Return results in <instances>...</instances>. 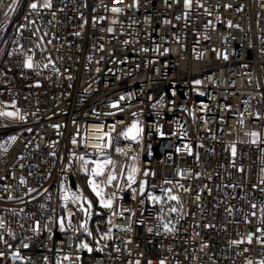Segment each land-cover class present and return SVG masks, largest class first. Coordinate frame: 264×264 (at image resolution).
Returning <instances> with one entry per match:
<instances>
[{
    "label": "built area",
    "instance_id": "1",
    "mask_svg": "<svg viewBox=\"0 0 264 264\" xmlns=\"http://www.w3.org/2000/svg\"><path fill=\"white\" fill-rule=\"evenodd\" d=\"M33 2L0 0V111L14 102L24 117H0V264H264V0ZM134 121L138 143L122 135ZM80 156L114 162L96 178L117 176L111 209L98 212ZM62 187L79 188L92 215L73 203L67 218Z\"/></svg>",
    "mask_w": 264,
    "mask_h": 264
},
{
    "label": "snow or ice",
    "instance_id": "2",
    "mask_svg": "<svg viewBox=\"0 0 264 264\" xmlns=\"http://www.w3.org/2000/svg\"><path fill=\"white\" fill-rule=\"evenodd\" d=\"M13 2H15V0H13ZM183 4H184V8L185 9H190L191 5H192V0H183ZM137 6H138V0H133L132 5H129L128 7L135 8ZM29 7L33 11H36L37 9H49V10H51L53 8V0H43L42 3L33 2V3L30 4ZM226 7H231V5H226ZM61 11H62V9H61ZM93 11H95V9H93ZM108 11H110L113 14H117L118 15L121 12L124 11V8L111 7V8L108 9ZM5 15H7V13H5ZM52 15L55 16L56 12L53 11ZM102 19H104V17H99V18L93 17V23H96V22H98L99 20H102ZM177 19H179V17H177ZM110 23L111 24H116L117 21L115 19H113V20L110 21ZM166 23H167V21H166ZM228 26L232 27L233 25L231 24V22H229ZM80 27L83 28L84 25L81 24ZM101 30L104 31V29H101ZM106 31L108 33H112L113 32V28L109 27V28L106 29ZM74 35L80 36L81 33L80 32H76V33H74ZM48 43H51V41H48ZM124 43H127V41H125ZM38 47H39V45H38ZM100 50L101 51L103 50L102 47H101ZM142 51H147V49H142ZM164 51L166 53L168 51V49H165ZM224 58L227 59V56H225ZM47 66L48 65L46 64L44 67H47ZM24 67L28 68V69H32L33 68V63H32V57L31 56H29L25 60ZM36 67H39V65H36ZM97 71H99V69H97ZM68 79H71V77H68ZM196 83H199V81H197ZM34 86L35 87H39V84L37 83ZM123 99H124V97H121V100H123ZM11 106L13 108H15V103L13 102V104ZM156 106L157 105H153V107H156ZM6 107H7V105H6ZM110 107L116 108V107H118V105L113 103V104L110 105ZM0 117L17 118V119H20V120L24 119V117L20 114V110L18 108H16L15 111H0ZM53 127H58V126L53 125ZM29 131H31V129H29ZM142 132H143V129L139 127L138 122H134L130 127L127 128V130L125 132L122 133V135H123V137L125 139L131 140L133 142L138 143ZM248 135L253 137L251 142L252 143H256V137L258 136V134L256 132H251ZM101 138H103V137H101ZM15 139H16V137H11L10 141H14ZM73 143H75V140L73 141ZM97 147H99V145H97ZM201 147H202V145H201ZM184 148L188 151L189 155L192 154L191 148H189L188 145H185ZM0 151H6V147H5L4 144H0ZM177 151H181V149H177ZM231 154H232L233 157L236 155V149H235L234 146L232 147ZM79 159L81 161H83L84 167H82V171H84L89 177L88 181H87L88 186H89L91 192L95 195V197L99 201V206L101 208H104V209H111L113 207V201H114V199L116 197H115V194H113L112 196L106 197L105 196V187L112 186L113 181H115L117 179V176L115 174L111 173V172L108 173L106 181L104 183L97 182L96 178L104 176L105 175V169L109 165L114 164V162L112 160L108 159V158H105L103 161H99V160L98 161H92L91 163L94 166L91 167V169L89 170L87 168V165L89 164V161L86 160L84 158V156H80ZM131 159L135 160L136 157L135 156L131 157ZM137 172H138V169L134 165L128 167V171H127V175L125 176V179L127 180V186L130 189L132 188V185L137 182L136 181ZM121 175H123V168L121 169ZM143 175L144 176H148V175H150V173L148 171H144ZM20 183L21 184L25 183L23 178H21ZM166 183H171V182L170 181H166ZM117 187L120 188L121 186L117 185ZM180 187H183V185H180ZM121 190H123V189H121ZM185 190H187V189H185ZM33 191H35V189H29V193H31ZM132 191H133V194L135 195L136 189H132ZM144 191H145V181L141 180V181H139V192H140L141 195H143ZM261 191H264V188H262ZM168 192H171V190L169 189ZM9 199H12V197L10 196ZM63 199L65 201H68L69 199H71L72 203H74V204H76L79 201L83 200L84 204L87 205V208H84L83 205H81L80 211H83L86 217H90L92 215L91 209L93 207V204H92L91 201L87 200L85 197L82 196V194L80 193V189L79 188H77L76 192H66L64 197H63ZM148 199L152 200L153 202H156V203L160 202V198L157 197V196L152 195V193H150V192L148 193ZM167 199L168 200H172V201H178L179 197L176 196V195H168ZM251 207L253 209H256L257 205L256 204H252ZM260 210H261L262 213H264V208H261ZM170 211L171 212H176L177 209L175 207H173V208L170 209ZM228 211L230 212L231 209H228ZM69 215H71V213H69ZM253 215H255V213H253ZM109 223H111V221H109ZM3 226H4L3 223L0 222V228H3ZM206 227H208V226H206ZM80 228L83 229L85 232H87L88 235H91V233L88 232L85 223H82L80 225ZM165 229L168 232H172V231L175 230L174 227L173 228H168L167 225L165 226ZM61 230H63V225H61ZM121 230L122 231H130V229H121ZM110 231H111V229H109V232ZM149 231H151V229H149ZM256 231L257 232H264V229L257 228ZM107 238H108L107 236H102L101 237V239H107ZM247 241L249 243H251L252 242V237L248 236L247 237ZM0 242H5L4 238L2 236H0ZM242 242L243 241H241V240H233L231 243L233 245H238V244H240ZM259 242L264 243V241H259ZM23 246L25 248L28 247L27 244H24ZM203 247H207V245H204ZM79 248L88 249V251H92V249L89 248L87 244H83V243L79 245ZM245 251H247V249H245ZM3 255H4V253H0V256H3ZM14 256H15L16 259H21V257L19 256L18 253L14 254ZM64 259L67 260V259H69V257L65 256ZM136 264H140V262L136 261ZM149 264H151V261H149ZM160 264H165V262L163 260H161Z\"/></svg>",
    "mask_w": 264,
    "mask_h": 264
},
{
    "label": "rangeland",
    "instance_id": "3",
    "mask_svg": "<svg viewBox=\"0 0 264 264\" xmlns=\"http://www.w3.org/2000/svg\"><path fill=\"white\" fill-rule=\"evenodd\" d=\"M1 53H2V50L0 51V56H1ZM2 107H3V111H15V110H16V109L13 108L11 105H7V107H6V105H2ZM5 118H7V119H9V120H15V119H17V118H8V117H5ZM134 122H135V121H134ZM134 122H130V123L126 126L124 132H125V131L127 130V128L130 127ZM138 125H139V127L141 128V125H140L139 122H138ZM86 160H88L90 164H92V163H91L92 161H98V160H99V161H103V159H101V158H95V159H90V158H88V159H86ZM132 165H134V166L137 168V162H136V160H133V159L130 158L129 161H128V163H127V167H126V175H127L128 167H129V166H132ZM93 166H94V165L92 164V167H93ZM84 173H85V172L83 171V174H84ZM88 178H89V177H88V175H86V174L83 176V184H84V186H85L87 192H88L89 195L91 196V198H92L94 204L96 205L98 212L100 213V212L104 211L105 209H104V208H101V207L99 206V201L97 200V198L95 197V195L91 192V190H90V188H89V186H88V183H87ZM97 182H98V181H97ZM71 192H74V191H71ZM65 193H66V191H65L64 188L62 187V188H61V192H60V200H61V202H60V206L63 208V210H65V216H66L67 218H69V216H70L69 213L72 214V211H71V210H68V208H69L70 205L72 206L73 203H72L71 199H69L68 201H65V200L63 199ZM154 196H155V195H154ZM159 198H160V202H161L162 199H163V197H159ZM150 201H152V200H150ZM77 204H78L80 207H81V205H83L84 208H87V205L84 204L83 200L79 201ZM82 212H83V211H82ZM83 213H84V212H83ZM84 215H85V214H84ZM98 229L102 230V229H103V226H102V225H99V226H98Z\"/></svg>",
    "mask_w": 264,
    "mask_h": 264
},
{
    "label": "bare ground",
    "instance_id": "4",
    "mask_svg": "<svg viewBox=\"0 0 264 264\" xmlns=\"http://www.w3.org/2000/svg\"><path fill=\"white\" fill-rule=\"evenodd\" d=\"M98 136L101 137V134H99Z\"/></svg>",
    "mask_w": 264,
    "mask_h": 264
}]
</instances>
